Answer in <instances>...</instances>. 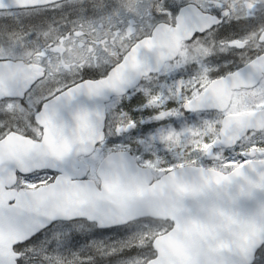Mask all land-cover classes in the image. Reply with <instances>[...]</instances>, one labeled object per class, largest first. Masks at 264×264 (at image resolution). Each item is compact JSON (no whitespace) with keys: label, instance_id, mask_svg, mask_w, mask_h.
I'll return each instance as SVG.
<instances>
[{"label":"snow or ice","instance_id":"1","mask_svg":"<svg viewBox=\"0 0 264 264\" xmlns=\"http://www.w3.org/2000/svg\"><path fill=\"white\" fill-rule=\"evenodd\" d=\"M0 264H264V0H0Z\"/></svg>","mask_w":264,"mask_h":264}]
</instances>
